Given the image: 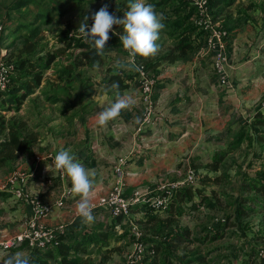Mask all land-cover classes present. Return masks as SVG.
<instances>
[{"label":"crops","instance_id":"1","mask_svg":"<svg viewBox=\"0 0 264 264\" xmlns=\"http://www.w3.org/2000/svg\"><path fill=\"white\" fill-rule=\"evenodd\" d=\"M17 1L2 0L0 16L5 18L7 7ZM256 2L259 8L239 16L229 13L235 17L225 19L231 37L227 85L220 84L212 57L200 50L176 62L148 65L157 79L156 116L159 113L166 116L156 125L141 127L143 110L137 78L124 91L112 92L107 83L113 67L121 68L126 79L137 75L138 52L131 51V43L125 41L123 53L108 54L89 66L77 67L76 59L63 60L61 73L52 66L39 89L45 88L41 102L28 109L34 110L33 115L41 120L42 130L31 131L23 119L25 135H29L28 149L9 168H0V241L25 232L33 218L30 201L17 199L7 185L15 170L28 173L19 188L48 204L59 200L64 188L74 190L76 197L67 207L55 208L43 220L45 225L57 227L70 225L82 213L98 209L99 199L114 185L113 168L119 157L128 159L126 195L130 196L136 190H151L179 177L183 161L194 158L193 163H197L203 158L204 162L215 152L225 151V143L229 148L232 142L229 139H235L230 135L237 129L247 134L243 146L255 145L250 141L256 129L252 123L255 114L264 110V0ZM11 10L15 11L12 7ZM45 19L48 21L46 16ZM196 41L201 43L200 39ZM69 48L67 51H71ZM60 56L56 61L62 59ZM63 98L75 99L74 105L66 112L61 109L58 112ZM22 108L9 113L19 114ZM6 134L5 131L0 137ZM38 157L42 159L40 162ZM61 174L65 177L63 181ZM105 216H101L102 220ZM30 256L26 247L2 250L0 264Z\"/></svg>","mask_w":264,"mask_h":264},{"label":"trees","instance_id":"2","mask_svg":"<svg viewBox=\"0 0 264 264\" xmlns=\"http://www.w3.org/2000/svg\"><path fill=\"white\" fill-rule=\"evenodd\" d=\"M225 1L226 0H215L214 6L220 8L224 4L228 5L229 3H224ZM33 3L34 0H18L12 8L18 11ZM169 4H177L174 9L172 8L175 15H167L169 11L167 10L166 13V6ZM211 4L212 0H210V8ZM135 5L134 0L132 5H130L128 9L121 11L115 21H113L114 28L119 32L118 35L115 36L113 32H106L104 34H93L85 39L82 38L79 40L71 38L68 40L70 46L75 43L77 48L82 49V61L76 63L77 67L92 65L94 62L114 52L123 53L126 46L125 41L132 44V47L138 52L137 58L139 60L137 61L145 63L147 68L149 67L148 65L153 62V67L162 61L176 62L203 47L205 43V33L194 25L196 10L184 0H149L146 5L140 9L139 19H136L139 20L140 23L134 21L135 17H129V11L135 8ZM160 13L164 14L161 15ZM126 18H130L129 25H126ZM36 20L38 22L42 20L43 22L35 26L29 25L30 23H22L18 29L21 30L24 28L27 31V35L23 37V39L21 38L23 49H21L19 53L17 52L18 61L16 63L14 62L16 71L15 75L11 78V84L7 91H0L1 111L18 112L24 103L34 95L36 91L41 89L45 73L52 69L53 64L58 58L57 54L47 53L46 55H42L43 51L42 49L40 50L41 27L48 21L42 14H37ZM158 21L164 25L162 27L166 28L165 32H169L170 36L177 35L179 37V41H177V43L175 42L173 47L162 55L159 54V48H153V42L156 37L155 32L158 30L155 25L158 24ZM159 31L163 33V30ZM230 38L231 37L228 35L227 39L229 40ZM198 39H200L201 43L196 41ZM143 45L145 46L144 51H142ZM123 73V70L119 67L110 69L107 83L112 92L128 89L130 83L137 78L136 75L134 78L126 79L123 77ZM252 125L256 129L253 130L254 134L250 137V141H254L255 145L250 144V147L253 148L254 155H257V158L262 157L264 160V110L255 114ZM26 129L27 128H25L22 122L19 123L13 120L8 123L0 119V136L5 131L7 132L5 137H0V168H9L17 162L19 156L28 149L29 135H25ZM246 137L247 134L242 130L229 144V149L238 150L241 148L245 139H247ZM228 154L229 150L215 152L212 157L207 158L208 161L206 163L202 162L203 158L199 162L193 163V168L198 174L202 175L200 186H198V188H193L189 185H185L176 189L172 193L166 210L162 211L151 208L153 207L152 204H143L132 208L131 215L133 219L134 214H141L142 208L145 209L148 207L147 216L138 219V223L141 225V229H146L156 234L159 233L155 231V228L151 229L153 226L172 227L177 223L174 219L167 220L166 224H164V221H161L168 213L178 218L185 214V210H187L188 217L191 220H188V222L183 220L180 221L179 226L183 229L173 236H165L164 242L155 237H146L144 235L143 241L152 246L150 247V251L152 249L154 250L153 255L146 256L143 261L144 264H174L175 259L172 251H179L184 246L191 244L192 240H199V237L192 235V227L189 223L193 222L195 213L205 210V207L210 204L213 198H216L218 188L225 182V178L227 177L226 172L223 170V165ZM261 165H263L264 168V161ZM246 178L249 181L258 180L253 183L255 185H248V189L246 190L255 192L259 196L264 197V181L261 178H248L247 176ZM207 187H212L210 191L211 194L206 192L205 188ZM216 200L218 201V199ZM241 205L243 206L242 201ZM240 211L244 217H250L255 213L252 209L241 208ZM160 214H162L163 217H160ZM102 215H106L104 220L101 218ZM91 221L93 223H91ZM219 224H221V221L216 222V225ZM227 224H229V222ZM230 226L233 227L235 224L233 223ZM115 227L117 230H119L120 227L130 228L129 219L123 216L112 217L109 211L105 209H96L87 216H80L74 223L70 224L65 234L59 237V244L57 246L50 247L46 250H32L27 246V243H23L7 250L13 251L26 247L31 253V256L26 259L13 260L8 264H87L84 259L76 258L75 255L87 254L90 252L91 248L97 245L101 248L111 247V240ZM127 234V237H132L130 236V234L132 235L131 229ZM221 235L222 234L218 232L211 236L212 238L219 239ZM206 238H209V236ZM163 243L165 245H163ZM253 252H255V249ZM191 256L192 255L189 253H183L180 259H187ZM250 257L251 255H248L246 259L248 263L251 262ZM171 258L174 260L172 261ZM197 264H207L206 259L203 257L199 258Z\"/></svg>","mask_w":264,"mask_h":264},{"label":"rangeland","instance_id":"3","mask_svg":"<svg viewBox=\"0 0 264 264\" xmlns=\"http://www.w3.org/2000/svg\"><path fill=\"white\" fill-rule=\"evenodd\" d=\"M1 1L2 0H0V10L3 7ZM133 1L134 0H34V3L26 9L23 8L18 11H12V5H9L10 7H7V10L4 12L5 18L0 16V27L2 28L0 32V62L5 61L4 63L8 62L15 66V63L18 61L17 54L23 49L22 39L27 35V31L24 28L18 30L20 25L22 23H30L29 25L31 26L39 25V22L36 20V15L37 13H44V16L48 18V22L44 23L41 27L40 50L42 49L43 51L42 55H46L47 53L61 55L60 57L62 59L53 64V69L61 73L64 69V64H62L63 60L68 61L76 59L77 63L82 61V49L77 48L75 43L70 46L68 40L71 38L79 40L82 38L85 39L86 37L88 38L91 34L88 29L93 19L97 21L107 20L113 22L121 11L128 9L130 5H132ZM256 1L259 2L260 0ZM256 1L226 0L224 3L228 2L229 4H224L219 8L214 6L215 0H212L210 8L212 9V17L222 29L226 30L225 19L235 17L232 16L234 14L229 15V13H237V15L249 13L259 8V3ZM147 2L148 0H136L135 7L137 8L129 11L130 17L131 15L135 17L134 21L136 23H140L139 20L136 19H139L140 9L144 7ZM141 4L142 6L138 8ZM176 5L177 4H169L166 6V13L167 10L169 11L167 13L168 16H172V14L175 15L173 9ZM162 14L164 13H161V15ZM129 19L130 18H128V20L126 19V25H129ZM157 23L155 27L158 30H155L156 37L153 42V48H159V54L162 55L171 49L175 42L177 43V41H179V37L177 35L170 36L169 32H165L166 28L162 27L164 25L159 21ZM159 30H163V33ZM112 32L115 36L119 34L116 29ZM68 46L71 51H67ZM131 51L137 53L132 46ZM131 51L129 52L131 53ZM125 54L129 56L128 52ZM15 71L13 73L14 75ZM81 73H83V71ZM48 78L50 79L51 76ZM44 82L45 81H43L42 85H44ZM43 90L36 91L37 94L25 102L24 108H22L19 114L0 110V119L8 123L13 120L20 123L25 119L31 131L38 130L39 128L42 130L41 127L43 125H41V120H38V118L33 115L34 110L29 111L28 109L30 105L34 106V104L41 102ZM34 99L35 103L33 102ZM74 101L75 99L73 100L72 98L71 100L63 98L59 101L57 110L61 109L64 112L68 111L74 105ZM58 112H60V110H58ZM239 132L240 130L237 129L232 133L233 135H230V138L234 136L236 138ZM229 140L233 141V139ZM224 147L226 150H229L226 143ZM229 151V156L223 165V170L227 174L225 182L218 188L216 198L214 197L212 200L213 202L211 201L210 204L205 207V210H202L203 212L195 213L193 222L189 223L192 227V235L199 237V240H192L191 244L184 246L179 251L174 249L175 251L172 252L175 260L171 258L172 261H175L174 264H197L198 259L201 257L206 259L207 264H262L259 253L264 250V197L259 196L255 192L246 190L248 189V185H255L253 183L258 181H249L246 176L248 178H261L264 181V168L263 165H261L264 160L262 157L257 158V155H254L253 148L251 147L246 148V146H243L238 150ZM193 160L194 158H190L187 161H183L184 169L178 173L179 177H173L166 182L158 184L155 188L151 189L153 195L160 193L159 187L170 183L183 182L187 177V164L193 168ZM204 160L203 163L208 161L207 159ZM201 179L202 175L199 174L194 183L189 184V186L198 188L202 182ZM205 189L207 193L211 194L210 191L212 187H207ZM143 190H147V188ZM212 195L214 196L213 193ZM216 199H218V201ZM241 201L243 206L241 205ZM241 208L252 209L255 213L250 217H244L241 214ZM142 209L141 214H134L133 216L134 222L140 227L141 225L138 223V219L146 217L148 213V207ZM170 216L169 213L164 217L160 214V217H163L161 221H164V224H166V221L169 219H174V221L177 222L172 227L153 226L150 228H155V231L159 234L142 229L143 234L146 237H155L164 242L165 236H173L183 229L179 226L180 221L183 220L188 222V220H190L187 210H185V214L178 218ZM226 220L229 224L226 223ZM219 221H221V224L216 225V222ZM91 223L93 222L91 221ZM233 223L235 226H230ZM129 232V227H120L119 230L115 227L113 230L111 247L101 248L97 245L91 248L90 252L87 254H76L75 257L84 259L87 264H144L143 262L133 263L129 258L133 243L132 237H127V233ZM218 232L222 234L219 239L212 238L211 235ZM130 236L132 235L130 234ZM208 236L209 238H206ZM163 245L165 244L163 243ZM150 247L152 246L148 245L147 252L150 251ZM254 249L255 252H253ZM183 253H189L192 256L187 259H180ZM248 255H251L250 263L246 260Z\"/></svg>","mask_w":264,"mask_h":264},{"label":"built area","instance_id":"4","mask_svg":"<svg viewBox=\"0 0 264 264\" xmlns=\"http://www.w3.org/2000/svg\"><path fill=\"white\" fill-rule=\"evenodd\" d=\"M184 1L196 10L194 25L205 33V43L200 52L212 57L215 73L219 78L220 84L225 86L228 84L227 65L229 64V54L227 37L229 33L214 21L210 9V0ZM114 29V23L111 21H97L93 19L88 30L91 33L90 35H93L112 32ZM1 31L2 28L0 27ZM4 62H0V91L8 90L15 71L13 64ZM135 68L140 92L138 99L143 110L141 127L159 124L165 120L166 116L163 113H159L156 116L155 87L157 79L144 63L135 61ZM41 160L40 157L37 158V161L40 162ZM127 163L128 159L126 156L117 159L113 168L116 177L114 185L106 195L99 199L96 208L109 211L112 217L123 216L129 219L133 237L129 258L133 263H138L143 262L147 255H153L154 250L152 249L150 252H147L148 245L143 241V231L132 219V208L138 205L152 204L156 210H166L172 193L180 187L193 184L199 174L188 164L186 169L187 177L183 182L170 183L159 187L160 193L156 195H153V191L147 189L136 190L130 196H127ZM27 178V172L15 170L8 179L7 185L12 188L17 199H28L30 201L33 218L29 222L28 229L25 232L10 240L0 241V251H7L23 243H27V246L32 250H46L59 244V237L65 234L69 226L59 225L57 227H49L43 223V220L48 218L55 208L67 207L68 202L76 197L74 190L70 187L64 188L60 199L53 204H48L38 198H31L19 188ZM64 178V175L61 174L60 179L63 181ZM90 212L91 210L86 211L82 213V216H87ZM259 257L264 264V250L260 251Z\"/></svg>","mask_w":264,"mask_h":264}]
</instances>
